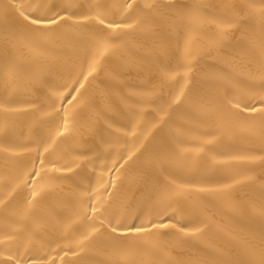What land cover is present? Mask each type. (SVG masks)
I'll use <instances>...</instances> for the list:
<instances>
[{
	"label": "bare ground",
	"instance_id": "6f19581e",
	"mask_svg": "<svg viewBox=\"0 0 264 264\" xmlns=\"http://www.w3.org/2000/svg\"><path fill=\"white\" fill-rule=\"evenodd\" d=\"M261 99L264 0H0V261L264 264Z\"/></svg>",
	"mask_w": 264,
	"mask_h": 264
},
{
	"label": "snow or ice",
	"instance_id": "6c2138e0",
	"mask_svg": "<svg viewBox=\"0 0 264 264\" xmlns=\"http://www.w3.org/2000/svg\"><path fill=\"white\" fill-rule=\"evenodd\" d=\"M40 7L42 6H37V9L35 10L36 13H39ZM132 7H133V3L129 2L125 8V11H127L128 9H131ZM20 15L23 16L25 20L29 21V23L36 28H49L58 23V14L53 15V16H48L47 14H43V13L34 15L33 13L25 14L24 11H21ZM63 19H64L63 17H59V20L62 21ZM96 20L100 26L110 31H115L117 29H120L121 27H124V28L132 27L131 25H121L120 23H117L116 21H107V18L100 14H97ZM98 43H99V47L102 49L101 55H103V53L107 52L110 47V45L108 44V39L106 37H100ZM92 71H95V68H93ZM91 74H92L91 72L88 73L89 76ZM84 79L87 80L88 76H84ZM80 87L83 88L84 85L80 84ZM73 99H75V97H73ZM259 102L262 105H264V99H261ZM236 107L239 108L240 104L237 103ZM245 110H247V106ZM260 110L264 111V108H261ZM251 111L253 112L256 111L255 106L251 107ZM65 130H67V123H65ZM60 134L61 133H58V135ZM45 150L47 151V149ZM33 175L39 176L40 173L34 172ZM33 195L35 196V193H33ZM90 209H91V213L93 217L102 215V211L98 209L96 206L90 205ZM100 225L101 227L105 226V221L103 219L100 220ZM107 227L109 228L111 234L113 235L127 236V235L141 234L151 229L166 228V227H169V225L164 224V223L157 224L154 222H150L149 227H145L144 225L137 226L135 224H129L126 222H122L120 220H116V222L113 223L111 220H109ZM172 227H175V225H172ZM96 231H98V229L93 227V232H96ZM0 264H20V261L19 259L13 256H9L7 259L0 261Z\"/></svg>",
	"mask_w": 264,
	"mask_h": 264
}]
</instances>
